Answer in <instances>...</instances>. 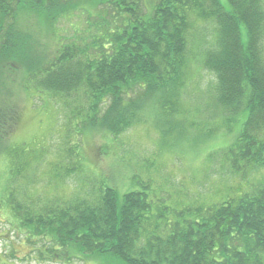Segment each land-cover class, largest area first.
<instances>
[{
    "label": "trees",
    "instance_id": "trees-1",
    "mask_svg": "<svg viewBox=\"0 0 264 264\" xmlns=\"http://www.w3.org/2000/svg\"><path fill=\"white\" fill-rule=\"evenodd\" d=\"M81 9L102 20L98 32L89 42L65 43L56 26ZM32 20L53 33L48 47L31 30ZM196 24L213 28L201 58L216 80L213 121L231 131L243 118L220 152L231 166L220 175L237 183L228 181L230 186L217 190L220 201L208 202L191 220L148 215L145 193L121 192L114 180L102 178L112 168L94 178L89 196L40 205L19 188L29 179L31 151L0 149L8 167L2 224L14 235L1 264L9 257L23 261V246L30 249L22 254L28 264H264V182H251L264 170V0H0V140H8L21 122V106L12 98L18 75L29 98L32 91L65 103L85 96V110L71 112L83 136L68 150L72 160L81 151L84 162L92 161L86 139L93 135L103 137L97 148L106 155L155 107L177 115L191 73L188 46ZM71 165L65 177L86 167Z\"/></svg>",
    "mask_w": 264,
    "mask_h": 264
},
{
    "label": "rangeland",
    "instance_id": "rangeland-1",
    "mask_svg": "<svg viewBox=\"0 0 264 264\" xmlns=\"http://www.w3.org/2000/svg\"><path fill=\"white\" fill-rule=\"evenodd\" d=\"M32 21L31 30L48 47L53 33ZM108 21L112 25L115 23L111 18ZM101 22L96 13L81 9L60 20L56 31L62 41L66 40L65 43L75 39L89 42L98 32ZM212 37L210 24H196L191 31L188 46L191 73L184 88L181 112L171 117L167 114L169 109L164 111L155 107L148 112L146 121L120 136L117 147H111L112 152L109 149L106 155L99 153L97 148L104 141L103 137L101 140L99 135H93L86 139L93 162H84L81 151L80 158L75 157L74 160L68 154L76 140L83 137L77 135V125L75 127L74 124L78 120L71 116V112L75 108L85 110V96L79 94L65 103L46 93L32 91V98H29L19 85L21 76L15 77L17 84L13 87L12 98L21 106V122L15 134L8 140H0V149L31 151L34 161L28 168L29 179L28 182L21 180L19 188L29 192L32 200L40 205L54 200L66 201L92 194L94 178L98 179L103 169L112 168L113 171L102 178L110 183L114 180L121 192L134 190L145 193L151 205L148 215L168 214L174 220L176 215L181 214L180 221L191 220L197 218L198 209L205 208L208 202L220 201L223 195L217 190L230 186L228 181L234 185L238 181L220 175L221 168H231L227 160L224 163L221 161L220 152L234 139L243 118L231 131H227L221 120L213 121L215 110L211 106L210 93L215 91L216 80L201 66L203 52ZM36 155L40 156L37 160ZM0 156L1 199L8 167L3 155ZM85 156L88 158L87 154ZM72 162L86 167L83 172H79V168L76 170L78 173L65 177L66 167L72 166ZM251 182L256 186L263 183L264 170L253 175ZM4 212L8 214L5 208H1L0 254L9 253L8 239L14 237L7 232L8 226L2 224ZM18 249L23 261L10 257L6 258L8 261L3 260L5 258L2 260L8 264H28L30 261L22 254L30 249L25 246ZM75 264L112 263L96 260L86 263L77 261Z\"/></svg>",
    "mask_w": 264,
    "mask_h": 264
}]
</instances>
